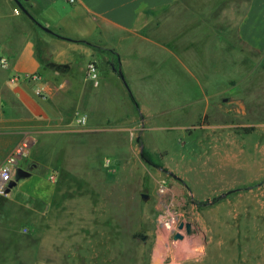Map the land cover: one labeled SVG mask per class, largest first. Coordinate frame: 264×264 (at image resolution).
<instances>
[{"label": "rangeland", "instance_id": "374dc122", "mask_svg": "<svg viewBox=\"0 0 264 264\" xmlns=\"http://www.w3.org/2000/svg\"><path fill=\"white\" fill-rule=\"evenodd\" d=\"M190 1L192 10L171 16L207 24L190 27L193 37L176 28L168 46L178 47L179 57L156 52L144 60L139 101L129 91L121 113L101 126L76 123V165H67L65 176L76 185L62 187L66 209L80 214L76 264H149L156 234L165 241L164 264H264V78L249 74L258 59L233 35L229 20L243 10L226 0ZM206 3L213 8L204 10ZM102 50L106 66L117 71L115 58ZM87 64L89 73L101 63ZM88 77L98 85L96 71ZM173 101L191 104L170 106ZM82 115L77 111L76 119ZM70 155L67 150L63 158ZM49 173L41 165L29 182L41 179L51 194ZM169 216L176 230L191 223L194 232L178 230L184 238L173 240L160 227Z\"/></svg>", "mask_w": 264, "mask_h": 264}, {"label": "crops", "instance_id": "0c3cea01", "mask_svg": "<svg viewBox=\"0 0 264 264\" xmlns=\"http://www.w3.org/2000/svg\"><path fill=\"white\" fill-rule=\"evenodd\" d=\"M227 1L232 3L230 9L243 10L241 17L229 21L234 38L248 49L250 59H258L250 65L249 74L262 80L264 0H226L223 4ZM193 8L190 0H75L73 4L0 0V58L7 61L6 67L0 66V165L20 142L28 141V153L18 168L30 171L8 194L0 195V264H76L80 214L66 209L68 200L62 190L65 183L76 185V178H65L67 165L71 169L76 165V112L84 114L87 128L98 127L121 113L118 107L128 104L129 91L139 101L136 83L145 77L144 60L156 52L179 57L178 47L168 46L176 28L183 27L191 35L190 27L207 24L204 18L171 16ZM202 8L213 7L206 3ZM224 22L218 20L219 25ZM181 33L177 32L179 39L185 36ZM102 49L115 58L117 71L106 66L109 58ZM223 52L222 47L220 63ZM97 60L101 63L95 68L98 85L92 84L86 68ZM182 69L197 84L202 83L192 67L183 64ZM33 74L39 76L36 83L27 79ZM13 77L17 83L10 82ZM38 86L42 97L34 93ZM186 103L173 101L170 106L191 104ZM67 150L72 155L66 160ZM41 165L51 171L48 178L56 177L51 194L41 179L29 182ZM152 245L149 264H164L163 237L156 234Z\"/></svg>", "mask_w": 264, "mask_h": 264}, {"label": "built area", "instance_id": "2783aa9c", "mask_svg": "<svg viewBox=\"0 0 264 264\" xmlns=\"http://www.w3.org/2000/svg\"><path fill=\"white\" fill-rule=\"evenodd\" d=\"M69 3H75V0H67ZM0 66L1 67H6L7 66V61L3 58H0ZM91 72H94L95 69L91 65L90 68ZM89 71V74H90ZM95 75L93 74V78ZM27 79H29L32 82H38L39 81V76L37 74L33 75H27ZM18 78L13 77L10 79L11 83H17ZM42 87L38 86L35 90V95L38 97H42ZM86 118L84 116H80L76 119V123L78 125H84ZM29 150V143L28 141H22L20 142L13 150L12 152L8 155L6 160L0 165V195L4 196L5 190L7 189L8 184L14 179L16 171L19 167V163L26 158V155ZM56 177L55 175H51L49 177L50 181H55ZM176 223V218L174 216H169L165 220L160 222V227L164 231H169L170 233L174 234L176 231V228L174 227Z\"/></svg>", "mask_w": 264, "mask_h": 264}, {"label": "water", "instance_id": "95a60500", "mask_svg": "<svg viewBox=\"0 0 264 264\" xmlns=\"http://www.w3.org/2000/svg\"><path fill=\"white\" fill-rule=\"evenodd\" d=\"M18 7L21 9L22 13H24L27 17L32 19L31 16L29 15V13L22 7V5L20 3H18ZM42 29L48 32L47 29H45V28H42ZM29 175H30V171L29 170H24V169L18 168L17 171H16V174H15V179H13L8 184L7 189L5 190V194H8L10 192V190L16 186V183H17V181L19 179L27 178V177H29ZM143 198H146V195H143ZM178 230L179 231L184 230L186 235H191L194 232L195 229L193 228L191 223H185V224L184 223H180L179 226H178ZM141 238L143 240H145L144 236H142ZM183 238H184V236L180 232L174 233L173 236H172L173 240H182Z\"/></svg>", "mask_w": 264, "mask_h": 264}, {"label": "bare ground", "instance_id": "6f19581e", "mask_svg": "<svg viewBox=\"0 0 264 264\" xmlns=\"http://www.w3.org/2000/svg\"><path fill=\"white\" fill-rule=\"evenodd\" d=\"M177 243V242H176ZM161 246V245H160ZM168 246V245H167ZM180 246V245H179ZM158 249H157V251H156V254H155V261H157V259H158V253H159V251H160V248H162V246L161 247H157ZM178 248V247H177ZM187 248V247H186ZM187 250V249H186ZM184 251V250H183ZM189 251V250H188ZM184 253V252H183ZM185 254V253H184ZM185 256V255H184ZM161 261V260H160ZM155 263V262H154Z\"/></svg>", "mask_w": 264, "mask_h": 264}, {"label": "trees", "instance_id": "16d2710c", "mask_svg": "<svg viewBox=\"0 0 264 264\" xmlns=\"http://www.w3.org/2000/svg\"><path fill=\"white\" fill-rule=\"evenodd\" d=\"M132 98V97H131ZM141 157L147 162V163H150L151 162L149 161V159L147 158L146 154L144 152L141 153Z\"/></svg>", "mask_w": 264, "mask_h": 264}]
</instances>
